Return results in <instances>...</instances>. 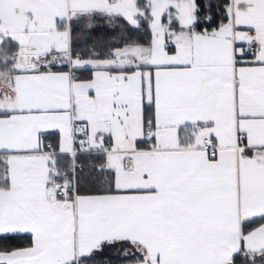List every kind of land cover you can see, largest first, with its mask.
I'll use <instances>...</instances> for the list:
<instances>
[{
  "label": "snow or ice",
  "instance_id": "1",
  "mask_svg": "<svg viewBox=\"0 0 264 264\" xmlns=\"http://www.w3.org/2000/svg\"><path fill=\"white\" fill-rule=\"evenodd\" d=\"M0 264H264V0H0Z\"/></svg>",
  "mask_w": 264,
  "mask_h": 264
}]
</instances>
